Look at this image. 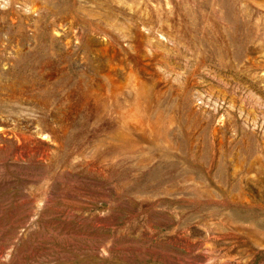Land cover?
<instances>
[{
  "label": "rangeland",
  "instance_id": "374dc122",
  "mask_svg": "<svg viewBox=\"0 0 264 264\" xmlns=\"http://www.w3.org/2000/svg\"><path fill=\"white\" fill-rule=\"evenodd\" d=\"M0 264H264V0H0Z\"/></svg>",
  "mask_w": 264,
  "mask_h": 264
}]
</instances>
